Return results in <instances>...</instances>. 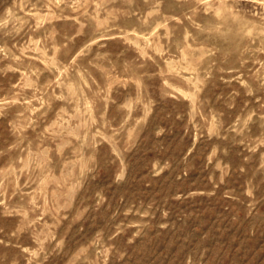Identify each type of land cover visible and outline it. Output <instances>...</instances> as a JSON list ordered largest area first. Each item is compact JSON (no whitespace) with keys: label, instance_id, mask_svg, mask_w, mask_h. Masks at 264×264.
Returning <instances> with one entry per match:
<instances>
[{"label":"rangeland","instance_id":"1","mask_svg":"<svg viewBox=\"0 0 264 264\" xmlns=\"http://www.w3.org/2000/svg\"><path fill=\"white\" fill-rule=\"evenodd\" d=\"M0 264H264V0H0Z\"/></svg>","mask_w":264,"mask_h":264}]
</instances>
